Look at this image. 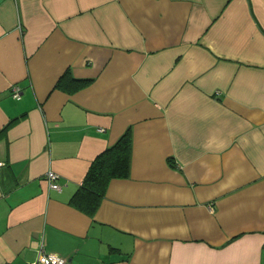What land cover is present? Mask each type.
I'll return each instance as SVG.
<instances>
[{"label": "crops", "instance_id": "0c3cea01", "mask_svg": "<svg viewBox=\"0 0 264 264\" xmlns=\"http://www.w3.org/2000/svg\"><path fill=\"white\" fill-rule=\"evenodd\" d=\"M0 163V264H264V0H0Z\"/></svg>", "mask_w": 264, "mask_h": 264}, {"label": "trees", "instance_id": "16d2710c", "mask_svg": "<svg viewBox=\"0 0 264 264\" xmlns=\"http://www.w3.org/2000/svg\"><path fill=\"white\" fill-rule=\"evenodd\" d=\"M91 81L92 79L71 78L67 71L59 78L55 87L64 91H76ZM69 82H72V85H69ZM130 155L131 129L127 128L113 144L106 147L91 162L80 187L71 198L72 206L93 216L105 195L109 181L113 178L128 177Z\"/></svg>", "mask_w": 264, "mask_h": 264}, {"label": "built area", "instance_id": "2783aa9c", "mask_svg": "<svg viewBox=\"0 0 264 264\" xmlns=\"http://www.w3.org/2000/svg\"><path fill=\"white\" fill-rule=\"evenodd\" d=\"M20 89L17 86L12 87V96L15 99L20 98ZM1 165V163H0ZM49 186L51 188L60 189V186L56 183L57 174L49 171L46 176ZM35 264H68L67 260L54 254L45 253L43 249L39 250L38 258Z\"/></svg>", "mask_w": 264, "mask_h": 264}]
</instances>
